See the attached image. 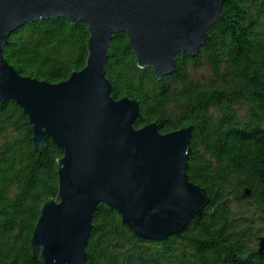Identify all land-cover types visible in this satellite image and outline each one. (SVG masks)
Instances as JSON below:
<instances>
[{
	"label": "trees",
	"instance_id": "trees-1",
	"mask_svg": "<svg viewBox=\"0 0 264 264\" xmlns=\"http://www.w3.org/2000/svg\"><path fill=\"white\" fill-rule=\"evenodd\" d=\"M88 37L83 22L39 19L16 29L2 54L20 75L59 83L85 66ZM175 60L176 71L157 79L117 33L106 77L114 99L138 101L137 128L193 126L187 176L208 204L182 233L156 241L136 236L100 203L87 264H264L257 249L264 236V0H225L198 56ZM204 67L206 81L195 75ZM61 157L50 139L35 151L28 116L15 102H0V264H42L30 240L41 207L57 197Z\"/></svg>",
	"mask_w": 264,
	"mask_h": 264
},
{
	"label": "water",
	"instance_id": "water-1",
	"mask_svg": "<svg viewBox=\"0 0 264 264\" xmlns=\"http://www.w3.org/2000/svg\"><path fill=\"white\" fill-rule=\"evenodd\" d=\"M224 1L0 0V102L11 100L28 116L35 151L50 139L62 152L57 197L41 207L30 240L42 264H87L100 203L136 236L156 241L203 214L209 197L187 176L193 126L137 128L139 103L111 96L106 66L111 40L124 33L139 67L157 79L173 74L177 54L198 56ZM60 17L88 26L85 66L59 83L20 75L2 54L8 37L26 23ZM257 249L264 254V236Z\"/></svg>",
	"mask_w": 264,
	"mask_h": 264
},
{
	"label": "rangeland",
	"instance_id": "rangeland-1",
	"mask_svg": "<svg viewBox=\"0 0 264 264\" xmlns=\"http://www.w3.org/2000/svg\"><path fill=\"white\" fill-rule=\"evenodd\" d=\"M195 75L197 79L206 81L210 77V72L207 67H204L198 70Z\"/></svg>",
	"mask_w": 264,
	"mask_h": 264
}]
</instances>
